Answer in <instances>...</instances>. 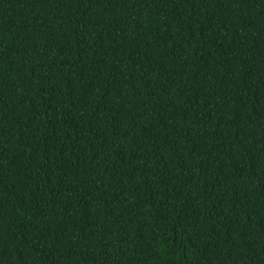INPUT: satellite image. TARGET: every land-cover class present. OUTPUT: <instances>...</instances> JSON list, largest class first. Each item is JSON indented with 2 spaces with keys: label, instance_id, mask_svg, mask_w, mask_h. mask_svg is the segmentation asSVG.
Listing matches in <instances>:
<instances>
[{
  "label": "trees",
  "instance_id": "trees-1",
  "mask_svg": "<svg viewBox=\"0 0 264 264\" xmlns=\"http://www.w3.org/2000/svg\"><path fill=\"white\" fill-rule=\"evenodd\" d=\"M0 264H264V0H0Z\"/></svg>",
  "mask_w": 264,
  "mask_h": 264
}]
</instances>
